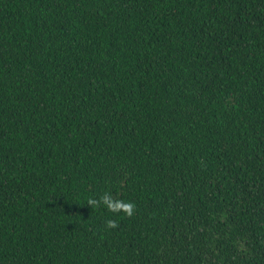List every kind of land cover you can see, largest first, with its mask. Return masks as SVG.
<instances>
[{
	"label": "trees",
	"instance_id": "trees-1",
	"mask_svg": "<svg viewBox=\"0 0 264 264\" xmlns=\"http://www.w3.org/2000/svg\"><path fill=\"white\" fill-rule=\"evenodd\" d=\"M0 264H264V0H0Z\"/></svg>",
	"mask_w": 264,
	"mask_h": 264
},
{
	"label": "clouds",
	"instance_id": "clouds-1",
	"mask_svg": "<svg viewBox=\"0 0 264 264\" xmlns=\"http://www.w3.org/2000/svg\"><path fill=\"white\" fill-rule=\"evenodd\" d=\"M86 205L94 211L103 207L114 215H123L126 217H132L136 212V205L133 202L115 199L107 192L100 196L99 199L94 197L87 198ZM117 226V222L112 219H109L106 223L108 229H115Z\"/></svg>",
	"mask_w": 264,
	"mask_h": 264
},
{
	"label": "rangeland",
	"instance_id": "rangeland-1",
	"mask_svg": "<svg viewBox=\"0 0 264 264\" xmlns=\"http://www.w3.org/2000/svg\"><path fill=\"white\" fill-rule=\"evenodd\" d=\"M234 102H236V100H234V99H231V100H230V104H232V103H234Z\"/></svg>",
	"mask_w": 264,
	"mask_h": 264
}]
</instances>
